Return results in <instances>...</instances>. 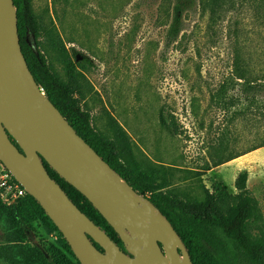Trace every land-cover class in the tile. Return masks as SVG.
Instances as JSON below:
<instances>
[{
    "label": "rangeland",
    "instance_id": "obj_1",
    "mask_svg": "<svg viewBox=\"0 0 264 264\" xmlns=\"http://www.w3.org/2000/svg\"><path fill=\"white\" fill-rule=\"evenodd\" d=\"M177 1L31 2L75 61L92 62L83 72L80 106L106 137H112L109 116L124 128L133 170L152 175L158 191L187 201L203 200L204 188L211 190L214 183L236 193L235 178L246 170V196L256 200L264 223V146L248 151L264 142V93L258 92L259 102L240 116L233 112L241 106L223 102L227 95L245 94L233 75L237 55L251 78L264 74L263 0H225L222 8L212 0H183L181 30L168 44ZM42 52L64 77L58 55L47 47ZM161 112L174 116L178 133L162 125ZM9 211L0 203V264H46L43 247L53 236L36 218L21 233ZM204 241L212 252L210 232Z\"/></svg>",
    "mask_w": 264,
    "mask_h": 264
},
{
    "label": "trees",
    "instance_id": "obj_2",
    "mask_svg": "<svg viewBox=\"0 0 264 264\" xmlns=\"http://www.w3.org/2000/svg\"><path fill=\"white\" fill-rule=\"evenodd\" d=\"M31 1L13 0V3L16 8L21 50L33 80L75 131L124 182L170 221L184 243L191 263L264 264V223L261 222L256 200L246 196L247 171L241 170L237 174L236 193L228 192L224 184L214 183L211 190L204 188V198L201 201H187L174 193L158 191L159 187L154 184L152 175L135 171L130 167L129 162L134 161L131 141L117 120L109 116L112 137H106L91 124L90 113L80 106V102L84 98L83 72L91 67L92 62L86 58L75 61L56 28H47L44 17L34 12ZM224 2L225 0H212V4L218 8H222ZM185 7L183 0H178L174 5V18L166 33L168 44L176 40L181 30L180 18ZM261 19L264 23V14L261 15ZM45 47L60 58L64 77H61L48 62L42 52ZM242 64V58L237 55L233 75L240 80L241 91L245 94L227 95L223 101L231 107L241 106L234 110L235 116L245 114V109L259 102L256 94L264 93V74L260 79H253ZM261 101L263 103V100ZM160 122L173 133H178L177 123L172 114L164 115L161 112ZM11 140L16 144L12 138ZM262 146L264 142L248 151ZM17 147L23 152L21 147L18 145ZM239 155L241 154L226 160H218L216 164ZM43 162L49 175L62 187L72 202L126 252L118 234L92 203L61 178L44 160ZM148 194L150 195L147 196ZM0 203L3 205L1 200ZM9 216L21 233L29 230L32 220L36 218L44 232L53 236V240L43 247L42 254L46 264H81L58 227L31 195L26 194L11 205ZM205 232L212 235V252L206 250ZM94 244L100 248L97 243ZM38 254L41 252L38 251Z\"/></svg>",
    "mask_w": 264,
    "mask_h": 264
},
{
    "label": "water",
    "instance_id": "obj_3",
    "mask_svg": "<svg viewBox=\"0 0 264 264\" xmlns=\"http://www.w3.org/2000/svg\"><path fill=\"white\" fill-rule=\"evenodd\" d=\"M43 160L92 203L126 252L72 202ZM0 161L44 209L81 264H192L170 221L124 182L35 83L21 50L13 0H0ZM139 199L153 210L142 209Z\"/></svg>",
    "mask_w": 264,
    "mask_h": 264
},
{
    "label": "built area",
    "instance_id": "obj_4",
    "mask_svg": "<svg viewBox=\"0 0 264 264\" xmlns=\"http://www.w3.org/2000/svg\"><path fill=\"white\" fill-rule=\"evenodd\" d=\"M28 194L24 186L17 181L10 171L0 161V200L6 206H11L16 201Z\"/></svg>",
    "mask_w": 264,
    "mask_h": 264
},
{
    "label": "bare ground",
    "instance_id": "obj_5",
    "mask_svg": "<svg viewBox=\"0 0 264 264\" xmlns=\"http://www.w3.org/2000/svg\"><path fill=\"white\" fill-rule=\"evenodd\" d=\"M28 79H29V80L31 79V77H30L29 74H28ZM121 188H122V190H123L124 192H126V193H131V190H130L127 186L123 185ZM139 205H140L141 208L144 209L145 211H149V212H150V211L153 210L152 208H150V207L148 206L147 202H146L144 199H139ZM171 243L174 244L172 241H171ZM165 259H166V261H168V256H166ZM182 262H184V259L182 260Z\"/></svg>",
    "mask_w": 264,
    "mask_h": 264
}]
</instances>
